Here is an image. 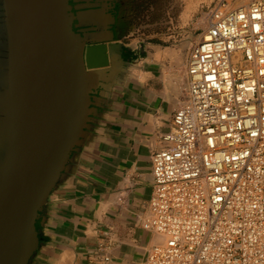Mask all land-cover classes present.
Returning a JSON list of instances; mask_svg holds the SVG:
<instances>
[{
	"label": "built area",
	"instance_id": "built-area-1",
	"mask_svg": "<svg viewBox=\"0 0 264 264\" xmlns=\"http://www.w3.org/2000/svg\"><path fill=\"white\" fill-rule=\"evenodd\" d=\"M152 154L143 264H264V0H213ZM106 264H117L104 255Z\"/></svg>",
	"mask_w": 264,
	"mask_h": 264
},
{
	"label": "water",
	"instance_id": "water-1",
	"mask_svg": "<svg viewBox=\"0 0 264 264\" xmlns=\"http://www.w3.org/2000/svg\"><path fill=\"white\" fill-rule=\"evenodd\" d=\"M72 8L0 0V264H43L51 202L130 64L101 4Z\"/></svg>",
	"mask_w": 264,
	"mask_h": 264
},
{
	"label": "crops",
	"instance_id": "crops-1",
	"mask_svg": "<svg viewBox=\"0 0 264 264\" xmlns=\"http://www.w3.org/2000/svg\"><path fill=\"white\" fill-rule=\"evenodd\" d=\"M121 42L138 47L139 57L51 202L43 264H106L104 255L142 264L156 240L141 220L153 194L152 154L182 101L184 59L161 42Z\"/></svg>",
	"mask_w": 264,
	"mask_h": 264
},
{
	"label": "flooded vegetation",
	"instance_id": "flooded-vegetation-1",
	"mask_svg": "<svg viewBox=\"0 0 264 264\" xmlns=\"http://www.w3.org/2000/svg\"><path fill=\"white\" fill-rule=\"evenodd\" d=\"M69 2L74 12H77L75 7L85 4H101L102 23L107 26L112 24L115 38L129 44L132 42L136 44L142 39L160 42L153 35L166 24L165 20L171 17L172 9L171 0H69ZM76 24L77 21L74 20L73 28L76 31L86 28ZM91 33L90 36H94ZM131 48L124 49L123 52L129 63L135 62L139 57L138 47L131 45Z\"/></svg>",
	"mask_w": 264,
	"mask_h": 264
},
{
	"label": "rangeland",
	"instance_id": "rangeland-1",
	"mask_svg": "<svg viewBox=\"0 0 264 264\" xmlns=\"http://www.w3.org/2000/svg\"><path fill=\"white\" fill-rule=\"evenodd\" d=\"M239 1L247 3L250 0ZM212 2L213 0H171V17L166 18V24L153 35L162 45L175 48L178 55L184 59L179 68L183 77L188 51L198 41L204 25V17L201 13ZM184 87H186V82ZM155 238L159 239L157 236Z\"/></svg>",
	"mask_w": 264,
	"mask_h": 264
},
{
	"label": "bare ground",
	"instance_id": "bare-ground-1",
	"mask_svg": "<svg viewBox=\"0 0 264 264\" xmlns=\"http://www.w3.org/2000/svg\"><path fill=\"white\" fill-rule=\"evenodd\" d=\"M158 238H159V237H158ZM158 240H160V238H159ZM145 260H146V259H145ZM143 263H144V262H143ZM143 263H142V264H143Z\"/></svg>",
	"mask_w": 264,
	"mask_h": 264
}]
</instances>
